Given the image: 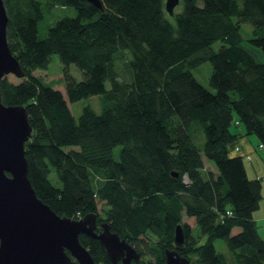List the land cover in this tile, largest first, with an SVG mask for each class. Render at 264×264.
<instances>
[{
    "label": "trees",
    "instance_id": "16d2710c",
    "mask_svg": "<svg viewBox=\"0 0 264 264\" xmlns=\"http://www.w3.org/2000/svg\"><path fill=\"white\" fill-rule=\"evenodd\" d=\"M4 1L8 42L25 74L19 83L5 75L0 92L4 104L28 110L33 131L25 151L39 198L60 216L95 213V231L108 223L140 254L139 264H164L173 249L189 264H228L215 249L218 238L233 264H264L252 217L261 181L247 176L242 156L230 155L242 135L254 134L264 146V60L242 45L240 32L251 24L249 41L264 56V0H180L173 15L165 0H99L101 9L88 0ZM58 6L74 7L76 15L41 36V22ZM52 54L63 64L66 98L54 80L35 74ZM206 61L212 90L191 71ZM93 95L102 97L101 111L86 105L76 120L68 101ZM52 170L60 186L50 180ZM177 224L184 232L179 247ZM235 227L240 231L232 233ZM79 240L96 264H110L99 240Z\"/></svg>",
    "mask_w": 264,
    "mask_h": 264
},
{
    "label": "water",
    "instance_id": "95a60500",
    "mask_svg": "<svg viewBox=\"0 0 264 264\" xmlns=\"http://www.w3.org/2000/svg\"><path fill=\"white\" fill-rule=\"evenodd\" d=\"M102 8L99 0H88ZM180 0H165L173 15ZM9 15L0 0V82L5 75L23 77L25 71L13 54L8 38ZM29 113L23 105H6L0 92V264H96L80 242L85 234L104 246L110 264H139L140 254L103 222L96 232V214L79 219L60 216L37 195L29 178L25 144L32 135ZM174 244L184 242L181 224L174 229ZM164 264H189L176 249L165 252Z\"/></svg>",
    "mask_w": 264,
    "mask_h": 264
},
{
    "label": "rangeland",
    "instance_id": "374dc122",
    "mask_svg": "<svg viewBox=\"0 0 264 264\" xmlns=\"http://www.w3.org/2000/svg\"><path fill=\"white\" fill-rule=\"evenodd\" d=\"M179 9H180V3L176 6V10H179ZM75 15H76V11H75L74 7H71V6L59 7L58 6L57 8H55L53 10L52 16H48V18L46 20L41 22V24H40V35L45 36L48 32V25L55 23L61 17L75 16ZM240 32H241V35L243 38L242 45L245 46L247 49H249L258 60H260V61L264 60V56H263L261 50L258 47L254 46L249 41V37H251V32H252L251 24L242 23L241 28H240ZM218 46H219V42H216L214 44V48L217 49ZM116 67H117V70L119 69L121 76L124 77V78H122V77H120V78L123 80H126L127 74H126V71L124 69V64H123L122 59H120L117 62ZM62 69H63V64L60 62L58 55L52 54L50 63L48 64V68L47 69H38V70H36L35 74L38 76H41L47 82L54 80L53 81L55 83L54 88L61 90L64 94V97L66 98V93L64 90V84L61 82ZM191 71H192L194 77L203 86H205L209 90H212L210 85H209V77L211 75V65L208 61H206V62L202 63L201 65L191 69ZM70 72L77 79L82 78V74H81L80 70L73 64L70 65ZM7 76L12 82H15V83H19L22 80V78L17 77L14 74H8ZM107 87H109L108 83H107ZM101 100H102V97L100 95H93V96H90L87 98L80 99L76 102H69L68 101V104H69V108L71 110L72 115L77 120L79 114L81 113L82 108L86 105H90L96 112L99 113L101 111ZM192 136H193L194 142L198 146H201L203 144L204 135H203L201 127L198 124L193 125ZM119 149H120V147L117 146L115 148V151H114V157L116 159L118 158ZM252 162H253V159H252ZM252 162H251L250 158L249 159L244 158V163H245L246 168L248 169L249 178H251L250 176L252 175L251 171H249L251 169V163ZM210 163L212 165H210L209 163L205 164V168H207V170L208 169L210 170L211 167L214 166L212 162H210ZM213 170H215V169H213ZM50 180L52 181L53 184L60 186V183L57 180L53 170L50 174ZM103 205H104L103 202H99L98 208L100 209ZM183 221L188 222L191 226L195 225L194 219L188 218L185 215H183ZM262 229L263 228H260L259 232ZM214 246H215V249L219 253L222 254V256L224 257L225 261L228 264L234 263V259L232 257V254H231L230 250L228 249V247H227V245L223 239H221V238L215 239L214 240Z\"/></svg>",
    "mask_w": 264,
    "mask_h": 264
},
{
    "label": "crops",
    "instance_id": "0c3cea01",
    "mask_svg": "<svg viewBox=\"0 0 264 264\" xmlns=\"http://www.w3.org/2000/svg\"><path fill=\"white\" fill-rule=\"evenodd\" d=\"M260 140L254 134L242 135L238 137L233 143L230 155L231 156H242L243 162L244 158H250L251 162V171L252 175L250 176L253 179H259L261 181V199L258 205V208L253 212L252 217L255 220L258 233L264 240V148L259 147ZM239 147V150L235 148ZM212 165L210 162H205ZM245 165V163H244ZM214 167V166H213ZM211 167L210 170L216 172L215 167ZM215 169V170H213ZM246 174L248 175V169L245 166ZM263 228L260 232L259 229ZM240 231V228L235 227L232 229V233H237Z\"/></svg>",
    "mask_w": 264,
    "mask_h": 264
},
{
    "label": "built area",
    "instance_id": "2783aa9c",
    "mask_svg": "<svg viewBox=\"0 0 264 264\" xmlns=\"http://www.w3.org/2000/svg\"><path fill=\"white\" fill-rule=\"evenodd\" d=\"M259 147L260 148H263L264 146L262 144H259ZM235 149L236 150H239V147H236ZM184 177L186 178V176H184ZM227 214H231V212L230 211H227Z\"/></svg>",
    "mask_w": 264,
    "mask_h": 264
}]
</instances>
